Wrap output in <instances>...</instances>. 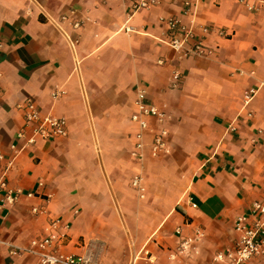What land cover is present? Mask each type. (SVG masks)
<instances>
[{"label":"crops","instance_id":"1","mask_svg":"<svg viewBox=\"0 0 264 264\" xmlns=\"http://www.w3.org/2000/svg\"><path fill=\"white\" fill-rule=\"evenodd\" d=\"M133 2L0 0V176L21 192L13 203L0 192V264H38L21 249L55 219L57 249L92 264H211L234 244L236 219L264 204V0H156L134 13ZM139 90L169 133V153L152 158L146 136L140 162L130 156ZM28 100L64 118L66 136H33ZM163 165L167 176L150 170ZM136 174L142 194L119 186ZM130 192L154 203L130 204Z\"/></svg>","mask_w":264,"mask_h":264},{"label":"built area","instance_id":"2","mask_svg":"<svg viewBox=\"0 0 264 264\" xmlns=\"http://www.w3.org/2000/svg\"><path fill=\"white\" fill-rule=\"evenodd\" d=\"M156 0H134L132 4V12L143 9H149L155 4ZM170 32L176 31V22L169 20L166 23ZM128 31V30H127ZM169 46L176 52L182 50L181 42L172 36ZM194 55H202L204 50L200 44H196L192 52ZM175 79L178 78L176 74ZM256 94V89L250 88L243 93L242 107L245 109L251 103ZM135 111L130 116V121L136 126V131L132 136V151L130 156L140 162L145 147L144 139L149 136V155L152 158L167 155L169 153L168 137L169 133L160 125L165 118L164 113L157 107L148 105L145 102V92L139 90L136 93L134 101ZM20 109L23 112L24 123L32 128L33 136H39L43 139L63 138L67 134V124L64 118H55L52 116H42L36 109L32 101H26ZM250 117L251 113L247 112ZM154 121L151 126L149 120ZM33 143L32 139L28 140V144ZM4 161L0 154V162ZM9 165V164H8ZM131 187L139 194L143 193L142 177L136 174L131 179ZM39 187L42 183L38 184ZM0 192H4L5 201L13 203L20 195V191H11L7 188L3 175L0 176ZM26 197H33L31 193H27ZM192 208L196 205L192 204ZM42 209H32L33 214L42 213ZM76 214V212H74ZM59 226L57 219L50 222V234L31 240L28 245L21 249L26 256L35 258L38 264H92L89 258L83 256H75L65 254L59 251L58 246L61 245L64 235H54ZM66 228V226H64ZM236 235L234 244L225 251L217 252L211 258V264H248L253 260L264 263V204L254 202L251 206L248 216H241L236 219L233 226ZM179 231H177L178 233ZM198 235V234H197ZM196 235V236H197ZM199 236V235H198ZM197 238L193 240H185L175 249L174 254L170 255L173 259L176 254L182 253L186 248L190 247Z\"/></svg>","mask_w":264,"mask_h":264},{"label":"rangeland","instance_id":"3","mask_svg":"<svg viewBox=\"0 0 264 264\" xmlns=\"http://www.w3.org/2000/svg\"><path fill=\"white\" fill-rule=\"evenodd\" d=\"M169 158V157H168ZM166 161V159H163V162H165ZM164 164V163H163ZM167 166V165H166ZM155 167V168H154ZM163 168H158V166L156 167V166H152L151 167V171H155L154 169H156L157 171H159L160 169L161 170H163V173L167 176L169 173L168 172H170L171 170H170V167L169 166H167V167H165V165H163L162 166ZM166 168V169H165ZM166 172V173H165ZM147 176H149V175H147ZM147 176H146V178H147ZM130 178H131V176L128 178V179H125L123 182L122 181H119V186L120 187H122V188H124L125 190H127V189H130V187H131V185H130ZM166 180H167V178H164L163 179V183H164V186L165 187H167V188H170V186H171V184H168V182H169V179H168V182H166ZM144 181H145V176H144ZM152 185H154V183H152ZM165 194H164V201H165V199L166 198H168L169 196H170V194H169V191H167L166 190V192H164ZM150 198H152V196H151V194H148V195H146V197H145V199L144 200H139L136 196H135V194H133L132 196H131V192H130V197L128 198V202L130 203V204H133V205H135V204H138L139 202H142V203H151V204H153L154 203V198H152V199H150ZM151 213H154L153 211H151Z\"/></svg>","mask_w":264,"mask_h":264}]
</instances>
